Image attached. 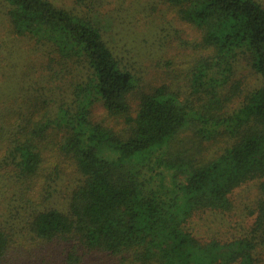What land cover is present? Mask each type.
Segmentation results:
<instances>
[{"label": "trees", "instance_id": "trees-1", "mask_svg": "<svg viewBox=\"0 0 264 264\" xmlns=\"http://www.w3.org/2000/svg\"><path fill=\"white\" fill-rule=\"evenodd\" d=\"M104 2L0 0V264H264V0H165L197 42L134 106Z\"/></svg>", "mask_w": 264, "mask_h": 264}, {"label": "rangeland", "instance_id": "rangeland-1", "mask_svg": "<svg viewBox=\"0 0 264 264\" xmlns=\"http://www.w3.org/2000/svg\"><path fill=\"white\" fill-rule=\"evenodd\" d=\"M53 1L73 10L77 16L86 11V8L73 3L74 0ZM104 1L100 9L93 6L96 10L93 12L94 23L115 47L117 54L124 53L125 58L132 56L138 61L134 67L136 74L130 70L134 80H139L129 96L134 106L140 94H148L162 84H170L172 72L187 66L190 45L197 42V38L193 28L182 22L177 9L165 0ZM187 45L189 49H184ZM95 110L96 118L98 114L102 115L100 108ZM236 194L239 205H242L253 199L254 189L252 186L243 187Z\"/></svg>", "mask_w": 264, "mask_h": 264}]
</instances>
